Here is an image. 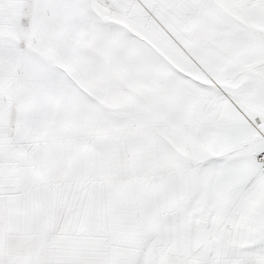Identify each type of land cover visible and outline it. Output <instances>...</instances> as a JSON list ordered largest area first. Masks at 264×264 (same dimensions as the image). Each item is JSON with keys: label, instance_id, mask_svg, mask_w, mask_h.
Returning a JSON list of instances; mask_svg holds the SVG:
<instances>
[{"label": "snow or ice", "instance_id": "obj_1", "mask_svg": "<svg viewBox=\"0 0 264 264\" xmlns=\"http://www.w3.org/2000/svg\"><path fill=\"white\" fill-rule=\"evenodd\" d=\"M0 264H264V0H0Z\"/></svg>", "mask_w": 264, "mask_h": 264}]
</instances>
